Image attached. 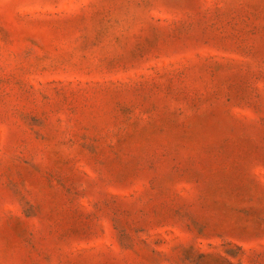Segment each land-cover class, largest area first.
Here are the masks:
<instances>
[{
  "label": "rangeland",
  "instance_id": "1",
  "mask_svg": "<svg viewBox=\"0 0 264 264\" xmlns=\"http://www.w3.org/2000/svg\"><path fill=\"white\" fill-rule=\"evenodd\" d=\"M0 264H264V0H0Z\"/></svg>",
  "mask_w": 264,
  "mask_h": 264
}]
</instances>
